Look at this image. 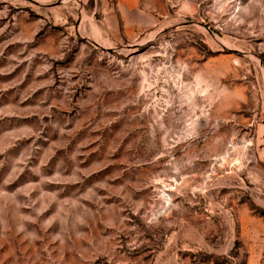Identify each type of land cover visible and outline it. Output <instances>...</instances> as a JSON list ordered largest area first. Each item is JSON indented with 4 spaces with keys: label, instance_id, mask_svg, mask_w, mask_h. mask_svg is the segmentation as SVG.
Here are the masks:
<instances>
[{
    "label": "rangeland",
    "instance_id": "374dc122",
    "mask_svg": "<svg viewBox=\"0 0 264 264\" xmlns=\"http://www.w3.org/2000/svg\"><path fill=\"white\" fill-rule=\"evenodd\" d=\"M0 264H264V0H0Z\"/></svg>",
    "mask_w": 264,
    "mask_h": 264
}]
</instances>
